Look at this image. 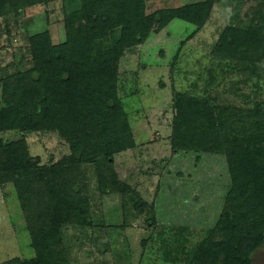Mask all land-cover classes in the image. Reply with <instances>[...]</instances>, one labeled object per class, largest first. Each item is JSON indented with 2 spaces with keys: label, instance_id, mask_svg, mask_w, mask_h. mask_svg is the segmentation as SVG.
Returning a JSON list of instances; mask_svg holds the SVG:
<instances>
[{
  "label": "rangeland",
  "instance_id": "obj_1",
  "mask_svg": "<svg viewBox=\"0 0 264 264\" xmlns=\"http://www.w3.org/2000/svg\"><path fill=\"white\" fill-rule=\"evenodd\" d=\"M26 1L0 16V120L11 107L8 86L26 90L20 80L25 82L35 67L34 39L67 49L89 40L85 0ZM143 5L144 19L153 21L143 42L142 34L115 22L123 17L125 0H114L104 11L109 23L91 45L95 55L104 52L108 58L112 49L122 52L117 97L134 147L108 162L93 146L88 161L57 178L77 210L73 223L66 212L56 223H46L48 258L55 264H193L188 252L224 239L217 231L222 217L243 216L249 209L246 201L230 200L239 187L230 158L254 124L261 123L264 134V45L249 41L246 48L235 44L228 51L220 46L229 32L246 39L260 30L264 39V0H144ZM195 5L211 7L204 27L178 18ZM131 43L137 44L128 47ZM177 94L193 108L209 102L227 123L222 132L202 127L198 135L207 136V152L193 144L175 145ZM0 140L22 142L39 167L62 168L73 157L72 144L57 130H16L0 133ZM53 175L47 174L46 182ZM20 187L26 183L0 185V264L38 258L37 231L21 201L31 191ZM253 264H264V246Z\"/></svg>",
  "mask_w": 264,
  "mask_h": 264
},
{
  "label": "trees",
  "instance_id": "obj_2",
  "mask_svg": "<svg viewBox=\"0 0 264 264\" xmlns=\"http://www.w3.org/2000/svg\"><path fill=\"white\" fill-rule=\"evenodd\" d=\"M51 1L56 0L26 2ZM113 2L85 0L87 45L54 48L48 39H34L37 46L35 67L25 82H19L26 90L20 93L19 89L14 90L15 86L7 88L6 96L11 107L1 113L0 133L57 130L73 148V157L67 165L48 169L39 167L30 158L22 142L5 144L0 140V185L11 180L26 183V187H20L21 191H31V194L26 198L22 195L21 201L27 222L34 225L37 231L34 246L38 250V258L29 263L14 260L11 264H55L48 258L50 242L46 223H56L57 215L62 212L68 213V221L73 223L77 210L72 195L66 198V186L56 181L62 173L88 161V151L93 146L108 162L115 154L134 147L127 114L117 97L118 63L122 52L112 49L108 58L104 52L95 55L91 46L103 30V24L109 23L104 11ZM143 3L144 0H125L123 17L115 21L125 27L124 30L142 34L141 42L149 36L153 22L152 19H144ZM24 5L25 0H0V16ZM210 12L209 5H195L185 7L178 18L204 27ZM259 34L260 30H255L247 34L248 38L239 39L229 32L220 48L228 51L235 44L246 48L249 41L252 45H264V39H259ZM136 44L131 43L128 47ZM174 100L175 145L193 144L194 148L203 152L210 150L207 136L202 139L198 135L204 130L202 127H207L208 133L222 132L227 123L217 118L218 111L211 109L209 102L204 105L198 102L197 108H193L181 94H177ZM190 102L197 104L196 100ZM261 125H253L252 133L242 139L244 145L233 151L230 158L235 180L239 183L237 195H232L230 200L246 201L249 209L243 216L234 218L227 213L222 217L217 231L224 234V239H211L195 251L188 252L193 264H253V256L264 246V134L261 133ZM238 139L235 137L233 141L239 143ZM51 173L55 174L54 179L46 182L47 174ZM37 184H40V189L35 188ZM29 207L37 212H29Z\"/></svg>",
  "mask_w": 264,
  "mask_h": 264
}]
</instances>
